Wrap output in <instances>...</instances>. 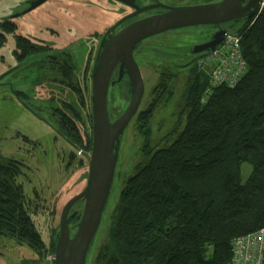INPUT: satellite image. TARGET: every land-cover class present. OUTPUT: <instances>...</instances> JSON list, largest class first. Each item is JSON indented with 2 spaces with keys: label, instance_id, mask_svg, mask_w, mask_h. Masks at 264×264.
<instances>
[{
  "label": "trees",
  "instance_id": "trees-1",
  "mask_svg": "<svg viewBox=\"0 0 264 264\" xmlns=\"http://www.w3.org/2000/svg\"><path fill=\"white\" fill-rule=\"evenodd\" d=\"M16 27L13 18H0V49L12 34L11 54L21 63V79L34 86L59 84L69 92L68 98L45 99L48 118L37 112L30 97L23 99L25 106L68 143L65 168H85L91 145L86 96L91 60L81 81L70 52L53 55L51 47L16 33ZM228 28L241 35L246 72L234 86L219 84L204 93L208 73L199 71L196 62L185 65L189 77L183 91V127L168 145L152 148L147 121L164 93L165 80L176 75L174 63L158 66L161 80L153 92L160 85L159 92L138 112L145 160L126 178L108 213L105 240L92 264H226L233 238L264 228V10ZM46 68L57 75L45 73ZM243 162L251 165L244 182ZM21 174L22 162L0 150V234L42 258L48 250L54 252L58 227L47 245ZM80 213L81 202L71 208L68 223L74 224Z\"/></svg>",
  "mask_w": 264,
  "mask_h": 264
},
{
  "label": "rangeland",
  "instance_id": "rangeland-1",
  "mask_svg": "<svg viewBox=\"0 0 264 264\" xmlns=\"http://www.w3.org/2000/svg\"><path fill=\"white\" fill-rule=\"evenodd\" d=\"M28 1L0 0V18L13 17L17 26L16 33L27 34L33 40L35 38L43 41L51 47L50 53L53 55H58L61 51L73 53L76 76L81 81L82 74L89 69L91 55L92 67L99 38L112 22L125 13L117 8L115 2L104 4L102 0H64L66 4L63 5L61 0H49L36 9L17 15L27 7ZM158 1L169 5L195 3L192 2L194 0ZM223 26L228 28L229 24L225 23ZM197 29L199 27L164 31L141 41L142 43L134 48V57L139 63L144 81V93L137 112L124 130L111 193L101 225L87 254L86 264H92L95 250L105 240L108 226L106 217L116 202L126 178L145 160L141 151L143 135L140 131L142 123L138 118V112L146 108L159 92L160 85L156 91L153 90L161 80L158 71V66L161 64L170 63L172 66L175 63L176 75L165 78L164 93L159 96L158 104L147 121L149 145L152 148L168 145L183 127L186 112L183 91L189 72L185 66L180 65L186 62L185 56L181 59L176 53L183 52L184 47L197 38ZM13 44V36L9 34L0 49V150L3 154L22 162V174L19 180L23 184L24 192L34 201L33 215L39 224L45 243L49 245L58 227L62 206L67 199L82 189L87 169L85 166L72 170L71 165L65 168L67 153L70 150L68 143L16 96L17 90L29 94L34 107L38 106L37 112L48 118L50 110L44 105L45 99L50 96L68 98L69 92L55 83L30 85L21 79L23 76L17 72L18 69L14 74H10L14 62L11 54ZM86 56L87 60H85ZM197 68L199 71L203 70L198 65ZM44 71L57 75L54 69L46 68ZM90 82L88 80L86 86V96L89 97ZM127 85L128 81L125 79L121 88L116 84L110 88L108 108L111 118L119 114L126 104ZM61 99L63 98H58ZM240 169V178L244 182L251 171V165L243 162ZM51 256L53 253L48 250L41 258L26 244L18 243L0 234V264H53Z\"/></svg>",
  "mask_w": 264,
  "mask_h": 264
},
{
  "label": "water",
  "instance_id": "water-1",
  "mask_svg": "<svg viewBox=\"0 0 264 264\" xmlns=\"http://www.w3.org/2000/svg\"><path fill=\"white\" fill-rule=\"evenodd\" d=\"M46 0H29L22 13L28 12ZM134 8L106 30L94 54L90 77L91 145L87 155L86 178L80 191L62 206L53 264H86L87 254L94 242L107 207L113 185L124 130L138 110L144 93L140 66L134 57V48L146 38L177 28H198L212 25L209 38L192 46L190 53L196 59L214 51L223 41L226 28L239 25L256 11L258 0H212L191 4L169 5L160 1L143 6L134 0H118ZM163 7L165 10L128 22L119 30L114 28L126 18L144 10ZM116 74L112 77L114 70ZM127 79L128 98L121 112L111 118L108 108L110 88L122 87ZM20 99L27 93L15 91ZM81 202L79 219L68 223L71 208Z\"/></svg>",
  "mask_w": 264,
  "mask_h": 264
},
{
  "label": "built area",
  "instance_id": "built-area-1",
  "mask_svg": "<svg viewBox=\"0 0 264 264\" xmlns=\"http://www.w3.org/2000/svg\"><path fill=\"white\" fill-rule=\"evenodd\" d=\"M264 10V0H258L257 11ZM241 35L227 29L222 43L206 56L197 59V65L208 73L204 93L212 87L234 86L246 72L247 64L240 49ZM82 150H78L81 154ZM232 255L226 264H264V228L232 239ZM53 260V256H51Z\"/></svg>",
  "mask_w": 264,
  "mask_h": 264
},
{
  "label": "flooded vegetation",
  "instance_id": "flooded-vegetation-1",
  "mask_svg": "<svg viewBox=\"0 0 264 264\" xmlns=\"http://www.w3.org/2000/svg\"><path fill=\"white\" fill-rule=\"evenodd\" d=\"M49 0H46V1H44L42 4H44V3H46V2H48ZM103 1V3L104 4H112V2L114 3L115 2V4L117 3V5H118V9H120V10H122L123 12H125L123 15H121V17H119L117 20H115L114 22H112L111 23V25H109L106 29H105V32H106V30L108 29V28H110L112 25H114L120 18H122V17H124V16H126V15H128V14H130L133 10H134V8L133 7H131L130 5H128V4H126V3H123V2H120V1H118V0H102ZM156 1H158V0H147L146 2H143L142 0H134V2L137 4V5H139V6H143V5H147V4H152V3H155ZM207 1H212V0H207ZM60 2H62V4L64 5V4H66L65 3V1L64 0H61ZM161 2V1H160ZM201 2H204V1H201ZM195 3H198V2H195ZM28 4V3H27ZM42 4H40L39 6H41ZM71 4V3H70ZM28 6V5H27ZM39 6H37V7H39ZM36 7V8H37ZM36 8H34V9H36ZM33 10V9H32ZM124 10H126V11H124ZM163 10H165L163 7H154V8H150V9H147V10H144V11H142V12H139L138 14H136V15H134V16H131V17H129L128 19L126 18V20H123L122 22H120L115 28H114V31H117V30H119L121 27H123L125 24H127L128 22H131V21H133V20H135V19H138V18H141V17H144V16H146V15H150V14H153V13H157V12H160V11H163ZM31 11V10H30ZM29 12V11H28ZM26 13V12H25ZM19 14H24V13H17V15H19ZM17 15H15V16H17ZM10 17V16H9ZM11 18H13V17H11ZM223 26V25H222ZM214 30V28L212 27V25H203V26H200L199 27V29H197V38H195L194 39V41H192L191 42V44H188L187 46H185L184 47V49H183V52H181V53H176L177 54V56H180L179 58H183L184 56H185V60H186V62L185 63H181L180 65L181 66H185V65H187V64H189V63H191V62H194V59H195V57H196V55L197 54H195V53H190V51H191V49H192V46H194L195 44H199V43H202V42H204V41H206L208 38H209V36H210V34L212 33V31ZM104 32V33H105ZM27 35V34H26ZM155 36V35H154ZM102 37V36H101ZM152 37V36H151ZM150 38V37H149ZM35 39V38H34ZM101 38H99V40H100ZM146 39H148V38H146ZM36 40V39H35ZM99 40H98V43H99ZM68 52H70V51H68ZM70 54L72 55V57H73V53H71L70 52ZM88 56V55H87ZM87 56L85 57V60H87ZM12 58H13V64H12V66H11V69H10V71H9V73L10 72H13V74H14V71L15 70H17V69H19L20 67H21V63H18V62H16V60L14 59V57L12 56ZM92 59H93V56L91 55V61H92ZM73 60H74V62H75V59L73 58ZM86 62V61H85ZM86 64V63H85ZM175 64V63H174ZM23 66V65H22ZM83 71H84V69H83ZM116 74V69L114 70V73H113V75H115ZM113 75H112V77H113ZM28 96L29 97H31L29 94H28Z\"/></svg>",
  "mask_w": 264,
  "mask_h": 264
}]
</instances>
